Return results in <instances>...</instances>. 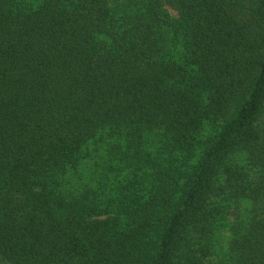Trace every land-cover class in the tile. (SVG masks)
<instances>
[{"label":"trees","instance_id":"16d2710c","mask_svg":"<svg viewBox=\"0 0 264 264\" xmlns=\"http://www.w3.org/2000/svg\"><path fill=\"white\" fill-rule=\"evenodd\" d=\"M101 131L112 178L68 189ZM263 198L264 0H0V264H210ZM227 255L264 264L263 203Z\"/></svg>","mask_w":264,"mask_h":264},{"label":"rangeland","instance_id":"374dc122","mask_svg":"<svg viewBox=\"0 0 264 264\" xmlns=\"http://www.w3.org/2000/svg\"><path fill=\"white\" fill-rule=\"evenodd\" d=\"M21 1L26 7H35L40 0ZM168 11L171 15H176L174 10L168 8ZM159 138L160 135L157 131L148 132L144 138V148L148 151L157 150ZM115 142L106 131L99 132L85 145L77 168L65 175L64 186L76 190L84 186H96L106 173L112 178L113 173L108 172L106 163L111 158L110 146ZM237 161L243 163L242 157H238ZM262 203L264 204V198L260 202H253L249 199H241L236 204L227 202L225 213L215 224L210 264H232L231 258L227 255V249L233 227L238 223L246 222L255 213L257 206Z\"/></svg>","mask_w":264,"mask_h":264}]
</instances>
